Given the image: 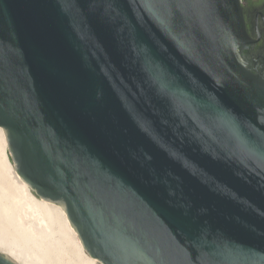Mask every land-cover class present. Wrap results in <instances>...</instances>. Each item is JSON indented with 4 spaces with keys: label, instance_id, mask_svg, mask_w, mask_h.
Here are the masks:
<instances>
[{
    "label": "water",
    "instance_id": "obj_1",
    "mask_svg": "<svg viewBox=\"0 0 264 264\" xmlns=\"http://www.w3.org/2000/svg\"><path fill=\"white\" fill-rule=\"evenodd\" d=\"M257 41L241 0H0L17 171L103 264H264Z\"/></svg>",
    "mask_w": 264,
    "mask_h": 264
},
{
    "label": "bare ground",
    "instance_id": "obj_2",
    "mask_svg": "<svg viewBox=\"0 0 264 264\" xmlns=\"http://www.w3.org/2000/svg\"><path fill=\"white\" fill-rule=\"evenodd\" d=\"M14 229L30 237L42 248H52L60 256L58 264H103L80 241L66 210L59 204L38 197L19 174L10 159L6 130L0 126V231ZM0 243H4L0 238ZM0 253L18 264H47L28 249Z\"/></svg>",
    "mask_w": 264,
    "mask_h": 264
},
{
    "label": "rangeland",
    "instance_id": "obj_3",
    "mask_svg": "<svg viewBox=\"0 0 264 264\" xmlns=\"http://www.w3.org/2000/svg\"><path fill=\"white\" fill-rule=\"evenodd\" d=\"M10 159L14 164L11 155ZM0 238H2V241H4V243H0V250H4V248L9 249V246L12 243L16 250L21 248L28 249L31 253L38 254L47 264H58L59 262L58 258H60V256L52 248H42L37 242L30 239V237L22 235L16 232L14 229L1 230Z\"/></svg>",
    "mask_w": 264,
    "mask_h": 264
},
{
    "label": "flooded vegetation",
    "instance_id": "obj_4",
    "mask_svg": "<svg viewBox=\"0 0 264 264\" xmlns=\"http://www.w3.org/2000/svg\"><path fill=\"white\" fill-rule=\"evenodd\" d=\"M241 1L248 31L258 39L256 45L246 51L250 54L264 49V0Z\"/></svg>",
    "mask_w": 264,
    "mask_h": 264
}]
</instances>
